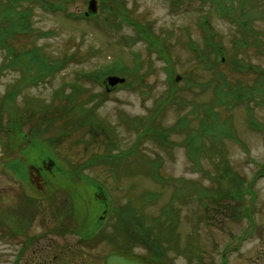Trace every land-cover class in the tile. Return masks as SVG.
I'll use <instances>...</instances> for the list:
<instances>
[{
    "label": "rangeland",
    "instance_id": "1",
    "mask_svg": "<svg viewBox=\"0 0 264 264\" xmlns=\"http://www.w3.org/2000/svg\"><path fill=\"white\" fill-rule=\"evenodd\" d=\"M88 1H72L69 10L74 17L44 9L40 3L35 6L32 21L36 31L48 30L51 34L43 35L38 43L53 57L74 53L76 60L69 59L65 67L45 76L36 85L28 84L15 97L16 102L20 108L28 106L33 111L35 107L40 108L37 104L40 101L49 107L46 113H54L59 107V98L50 102L55 89L66 85L64 92L59 94L66 96L71 92L69 86L78 71L102 68L117 58L119 52L130 76L116 74L130 78L131 83L111 86L102 80H82L81 100L91 92L96 94L86 105H92L90 115L82 111L84 119L80 116L75 124L70 122L69 125L64 123L70 118L68 114L62 118L51 117L54 120L51 130L41 134L39 140L32 136L29 145L21 140L23 146L17 151V156L22 155L17 161L19 172L25 173L26 165L22 164L38 163L49 155L60 163L52 165L48 172L51 189L47 193L58 194L59 200H64L63 205L45 204L47 211L42 214L38 212L41 205L21 201L24 211L28 210L26 203L34 204L31 224L34 230L39 231L40 225H65L89 233L102 224L103 205H109L97 191L100 181L108 182L106 190L109 189L117 204L128 200L125 192L134 184L136 194L145 189L161 193L156 201L151 199L143 207L154 217L161 215L159 223L167 220L168 212L176 213L178 236L175 242H163L170 252L168 255L176 259L174 264H197L192 256L191 242L199 243L204 249L208 263L219 260L221 252L226 251L228 264H264V0H248L247 9L250 8L254 27L249 33L236 21L243 19L238 15L241 0L233 3L229 0L215 3L212 0H182L177 5L174 0H121L134 20L165 39L168 61L156 49H149L144 39L130 44L128 38L138 34L136 26L125 21L113 25L112 19L105 20V9L99 8L89 19L82 17ZM102 1L98 0L99 4ZM229 6L233 7L230 17L226 10ZM204 19L215 31V41H219L225 51V58L219 63L220 72L207 68L197 58L203 57L208 63L210 58L214 61L217 56L209 57L208 40L206 42L209 30L202 25ZM190 42H195L197 50ZM136 51L143 59L138 69L134 61ZM4 55L5 51L0 50V65ZM222 56L220 52L217 57L222 59ZM232 62L242 63L248 69L232 70ZM21 74L19 66L6 68L0 77V98L6 87L16 83ZM239 84L251 86L245 88L249 93L238 96L236 87H240ZM173 95L179 97L169 103ZM213 100V111L206 115L204 103ZM194 103L197 104L195 112L191 110ZM35 114L41 116L42 112ZM93 116L97 126L92 129L89 119ZM181 116L187 123L184 128H174ZM6 118L7 115L3 117V126ZM137 122L142 123L140 127ZM147 123L153 126L151 131L169 130L166 140L151 132L138 139L137 131L144 129ZM62 124L66 127L60 135L56 128ZM29 126L30 123H26L23 130L27 131ZM21 133L17 132L18 140ZM192 137L197 139L198 147L201 145L197 154L189 148ZM110 146L116 152L136 150L123 163L124 172L120 176L106 163L86 162L90 156L95 157L93 153ZM155 160L159 161L160 171L168 179L166 182L157 181L143 171L148 169L147 165H157ZM226 163L232 171L229 175ZM80 165L94 166L81 169L83 173L78 174L80 168L76 167ZM176 186L180 188L179 195L174 193ZM202 187L208 191L203 202L195 193ZM29 192L33 197L41 193L37 189ZM211 192H221L222 196L218 195L221 200L216 202ZM34 198L32 200L42 201L39 196ZM173 198L176 210L166 205ZM17 206L19 209V201ZM9 210L5 208L7 216L11 213ZM74 229L66 234L67 239L80 235L72 234ZM114 232L115 228L109 226L103 238L90 243L89 250H99L100 254L113 252L114 241L109 244L105 236L112 238ZM116 237L120 241L125 236L117 233ZM234 244L237 247L233 249ZM146 247L134 242L132 252L146 254Z\"/></svg>",
    "mask_w": 264,
    "mask_h": 264
},
{
    "label": "trees",
    "instance_id": "2",
    "mask_svg": "<svg viewBox=\"0 0 264 264\" xmlns=\"http://www.w3.org/2000/svg\"><path fill=\"white\" fill-rule=\"evenodd\" d=\"M73 0H0V50L5 51L4 59L2 64L0 65V77L1 75L6 71V68H15L19 66L22 70V74L20 78L17 80L16 83L8 85L5 89V93L0 98V126L1 128H6L9 130L14 131H21L20 134L21 137L23 136V133L26 132L24 129V126L26 123H30V126L28 128V132H31L32 135H29L30 138H36L40 139L39 137H42L44 132L51 130V127L53 125V118L55 119L65 117L64 115L68 114L67 116L68 121L65 120V125H69L70 122L75 124V122L78 120L80 116H82L80 119H84L83 113H86L88 111V115L91 113L92 105H88V102L92 101L94 97H96V94L91 92L86 95L81 100L82 96V89L79 88L82 84V80H88V81H103V77L110 73H120L122 75H129L127 66L124 64L122 60V55L119 52V56L115 58L111 63L103 66L102 68H96L93 70L88 71H78L76 77L74 80L70 83V93H68L66 96L59 95L61 92H64V89L66 88V85L59 87L58 89H55L53 93V97H51L50 102H55L56 99L59 100V107L57 110H54V113H46L47 110H49V107L46 103L40 104V101L37 102L40 108L35 107L33 111L28 107L25 106L23 108H20V105L16 102V96L22 91L28 84L30 85H36L39 80L44 79L47 75H53V73L61 70L65 65H67L69 59L76 60V56L74 53L71 54H65L60 57H53L50 53H48L41 44L38 43V40L44 36H49L48 30H40L36 31L33 21H32V14L33 9L35 6L40 3L41 6L44 9L52 10L53 12L62 11L66 16L68 17H74V13H72L69 10V5L72 3ZM182 0H174V5L179 4ZM214 3L217 0H212ZM231 3L234 2V0H229ZM236 1V0H235ZM219 6V5H218ZM248 0H241V4L238 8L239 14L242 15L243 19H236L237 24L242 26L243 31H247L248 33L250 31H254L253 25H251V13L248 9ZM221 11L223 10L221 6ZM101 8L106 10V16L105 20L112 19L114 21L113 25L118 26V24L122 21H125L126 23L133 24L136 26L138 34L134 37L128 38V42L130 44L135 43L137 39H144L149 49H156L160 52V54L163 55V57L168 61L167 49L166 46L163 44V41L165 39L163 37H160L161 35H155L150 29V27H145V24L140 23V21L134 20V18L131 17L129 14V11L123 5L121 0H104L102 2ZM233 7H227L226 10H228L227 15L230 17ZM241 10V12H240ZM225 11V8H224ZM246 16V17H245ZM80 18V15L77 16ZM83 17V16H82ZM88 16H84L86 18ZM245 17V18H244ZM90 16L86 19H89ZM206 19V18H205ZM204 19L203 27L207 28L209 30V34L206 36V42L208 40L209 44V57L210 55L213 56V54L219 56V53L221 52L223 54L222 59L214 56V61L209 60L208 63L205 62V58L198 56L197 58L201 63H203L207 68H214L215 71L220 72V65L219 63L224 60L225 54L224 50L222 49V44L219 41H215V31L210 27L209 24H207V20ZM98 22V20H97ZM96 22V23H97ZM98 24V23H97ZM29 38L28 41H26ZM15 39L19 42V44L15 43ZM21 39V40H20ZM20 40V41H19ZM16 41V42H17ZM190 46L194 47V49L197 50V45L195 42H190ZM202 50H198V52H201ZM79 52V51H78ZM77 52V53H78ZM76 53V54H77ZM78 55V54H77ZM141 54L139 52H134V61H135V67L138 69L143 64V59L140 58ZM233 65H231V69H237L243 72V69H248V67L243 65L242 63L239 64V62H232ZM131 83L130 78H127V81L123 83L125 86H129ZM195 83V81L193 82ZM240 85V84H239ZM251 87V86H245L244 84L240 85V87H236L237 89V95L242 96L243 94L249 93L248 90L245 88ZM219 90V89H218ZM220 91V90H219ZM234 91V90H233ZM243 91H245L243 93ZM171 94V92L169 93ZM226 94H231L226 92ZM170 100H168L169 103L173 102L176 98L179 96H172ZM250 99H252V96H248ZM164 103V102H163ZM167 103V102H166ZM164 103V104H166ZM34 104V103H31ZM183 102H181L180 108L183 106ZM205 104V111L204 113L207 115L211 114L213 111L214 106V100L212 102H206ZM197 108V104L194 103V107L191 109L193 112H195ZM51 109V108H50ZM42 112L41 116H37L35 113ZM72 114V115H71ZM7 115V121L5 125L3 126V117ZM75 115V116H73ZM91 123L92 129L93 127L96 128V119L93 116L92 119H89ZM184 116H181L177 123L174 124V128L183 127L187 123H185ZM142 122V121H141ZM139 123V122H137ZM142 123L136 124L138 127L141 126ZM65 125H61L60 128H56L59 130V134L61 135L62 131H65ZM149 123L145 125V128L142 130H138V139L142 138L143 136L147 135L151 132L153 136H157L163 141L166 140L168 136V131H161L160 130H152L153 126L149 127ZM171 129V128H168ZM42 134V135H41ZM137 139V140H138ZM191 145L190 149L194 151L193 153L197 154L200 147H198L197 139L190 138ZM42 144H46V142H40ZM23 144L21 141H18L17 149L21 150ZM111 146L104 149V151L98 153H93L92 156L89 159L86 160L87 163H106L107 166L111 167L112 172L115 174H118L120 176L124 172V165L123 163L127 160L128 155H134L136 153L135 149L125 151V150H119L114 151ZM129 160V158H128ZM157 162V165H147L148 169L143 171L145 174L151 175L155 180L160 182H166L167 177H165L161 171L159 165V161L155 160ZM85 162V163H86ZM94 165H81L80 167H76V169L80 168L78 171V174L82 172V170L86 169L87 167H92ZM82 169V170H81ZM226 172H228V175L232 172L230 170L229 165L226 163ZM81 171V172H80ZM134 184L131 185L130 189H128L125 192V195L127 196L128 200H126L123 204H117L116 200H112L109 207H107V212H111L112 216L109 224L113 226L116 230L114 232V237H112L114 244H115V252H119L121 254H124L126 256H136L139 257H154L155 251L157 250V243L162 242H175L178 234L176 229V213H170L168 212L167 220H165L164 223H159L160 216H153L148 214V212L143 210V207L145 204H148V202L153 199L156 201L157 198L161 196V193L153 192V190L145 189L142 193L136 194L133 191ZM200 200L203 202V197L208 195V191L206 190V187L200 190L196 191ZM176 195L180 194V188L176 186L175 192ZM211 194L214 196V199L216 202L218 200H221L219 196H222L221 192H218V194ZM219 195V196H218ZM234 197V196H233ZM236 197V196H235ZM99 199L98 197H95V199ZM167 207L171 210H176L174 206V198L169 199L167 202ZM104 208V205H103ZM103 210V209H102ZM164 212V211H163ZM247 212V211H245ZM171 222H169V220ZM175 222V223H174ZM161 224V226H160ZM117 233H121L122 236H125L120 241L117 239ZM126 242H124V241ZM124 242V243H123ZM134 242H140L145 245H147L146 249L148 253L146 254H136L132 251L134 250L133 244ZM164 250V248H163Z\"/></svg>",
    "mask_w": 264,
    "mask_h": 264
},
{
    "label": "flooded vegetation",
    "instance_id": "3",
    "mask_svg": "<svg viewBox=\"0 0 264 264\" xmlns=\"http://www.w3.org/2000/svg\"><path fill=\"white\" fill-rule=\"evenodd\" d=\"M29 135L32 133L27 130L18 140L17 131H7L0 127V177H2L0 178V264H105L106 257L110 253L100 254L99 250L93 251L89 248L92 245L90 243L103 238L102 230L106 231L108 227L99 225L93 231L83 233L81 228H66L65 225L53 227L40 225L39 231H35L31 225L34 218L32 210L34 204L26 203L28 210L24 211L21 201L31 203L34 201V203L41 205L38 212L41 211L42 214H46L45 204H53L54 202L61 206L64 200H62L63 202L59 200L60 198L56 193H47V190L49 192L51 189L48 172L52 169V165H60L58 161H54L51 157L41 158L38 163L22 164L26 165L25 173L19 172L17 161L18 157H22V155L17 156V144L18 141L22 140L24 144L29 145L32 141ZM29 188L41 192L35 194L34 197L39 196L40 199L42 198L41 202H44L32 200L35 198L33 194H30ZM100 191L104 192L102 189ZM103 197L107 200L108 195ZM18 201L20 202L19 209ZM6 207L10 209L9 212L11 211L8 216L4 212ZM103 212L101 217L106 215V209ZM42 218H46V216L42 215ZM70 229H74L72 234L79 233L80 235H75L77 238L74 239H72L73 237L67 239L66 234H71ZM105 239L109 244L112 242L109 235H106ZM156 245L158 248L154 257H136V260L142 264H174L173 261L176 259L168 255L170 252L167 250L168 247H165L166 244L160 241ZM235 245H233V249L237 247ZM190 246L192 256L197 264L230 263L226 251L221 252L219 260L208 263L209 261L202 251L204 249L199 247V243L191 242ZM230 246L228 245V248ZM195 249L197 251L193 252Z\"/></svg>",
    "mask_w": 264,
    "mask_h": 264
},
{
    "label": "water",
    "instance_id": "4",
    "mask_svg": "<svg viewBox=\"0 0 264 264\" xmlns=\"http://www.w3.org/2000/svg\"><path fill=\"white\" fill-rule=\"evenodd\" d=\"M98 10V3L97 0H90L89 1V11L95 12ZM179 80V78H177ZM126 80L125 77L119 75H109L107 77V81L109 85H116L117 83L124 82ZM105 264H141L140 262L125 257L124 255L119 254H112L107 257V261Z\"/></svg>",
    "mask_w": 264,
    "mask_h": 264
}]
</instances>
